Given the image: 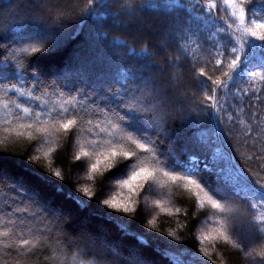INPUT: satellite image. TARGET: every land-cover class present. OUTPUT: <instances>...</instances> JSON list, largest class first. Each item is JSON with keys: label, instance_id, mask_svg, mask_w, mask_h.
Returning <instances> with one entry per match:
<instances>
[{"label": "trees", "instance_id": "1", "mask_svg": "<svg viewBox=\"0 0 264 264\" xmlns=\"http://www.w3.org/2000/svg\"><path fill=\"white\" fill-rule=\"evenodd\" d=\"M33 2L0 0L3 4L16 5L11 10L0 11V26L17 16L21 19L28 16L27 5ZM84 2L38 0L36 3L46 6L50 12L58 10L63 14V23L59 27L65 21H78L88 11H99L102 0H89L87 9L81 11ZM179 2L184 8L169 13L146 11L144 5L148 0H108L105 7L112 15L103 30L112 40L125 43L114 46L113 54L106 52L105 56L115 63L116 55L122 63L121 68L127 73L121 82L129 88L130 93L136 89L143 91L148 107L154 109L151 115H158L169 124L168 134L154 144L160 167L173 174L195 177L229 211L221 212L207 202L201 205L195 191L183 184H158L155 180L146 183L138 196L135 212L127 214L105 205L103 200L116 195L120 183L135 170V162H119L92 181L86 175L92 159L85 157L74 160L73 157L78 154L81 142L98 139L99 129L120 122L107 106L49 86L67 64L77 56L89 53L91 25L81 21L70 27L72 36L62 46L32 54L25 49L44 45L29 39L43 33L44 29L41 26L16 24L13 31L20 28L27 33L19 36L12 31L7 35L0 34V85H5L0 87V193L15 196V193L22 191L27 199L39 206L31 203L17 205L27 207L30 216L37 214L35 221H26L24 229L32 233L27 236L33 242L32 248L18 257L17 249L9 248L5 238L0 237V264H93V258L86 257L78 247L73 245L69 248V242L64 239V233L54 217L38 215L41 207L49 214L60 217L65 222L66 230L73 234L87 233L125 253L137 249L144 263L256 264L255 253L264 247V230L251 222L250 217H242L241 211L250 203L264 201V137L252 119L253 116L257 117L260 126L264 127V85H260L254 96L247 84L248 77L237 69L235 86L230 82L229 89L239 100L232 95L226 97L223 90H218L216 95L223 108H228V103L232 107L227 112L219 113L223 118L219 122L215 119V112L203 111L201 104L207 89L202 85L196 87V84L206 77L200 76L199 69L204 68L205 73L213 75V78L221 75L219 71H214L205 49L211 50L212 45L223 43L228 37L217 31L224 27L221 21L213 24L208 20L206 8L201 9L199 5L193 7L195 0ZM216 3L218 6L213 12L219 16L225 15L222 0H216ZM252 9L264 14V0H254ZM140 21L147 24L138 28L136 25ZM149 26L155 30L147 31L145 28ZM184 28L194 30L196 35L192 39L197 41L196 44L187 42L186 56L179 54L177 45L178 34ZM200 43L204 44L203 48L198 46ZM249 52L253 53H250L249 59L254 61L255 70L264 67V45L250 44ZM4 57L9 59L5 60ZM177 57L179 67L175 66ZM18 65L25 71L22 72ZM33 76L43 81L39 90L33 88L36 83ZM178 78L182 82L175 85L174 81ZM113 82L105 78L102 83ZM12 84L40 96L46 104L20 95L11 87ZM58 91H63V95L57 94ZM69 100L74 101V104L65 103L69 114L80 112V115L73 130L57 138L56 150L51 156L52 167L49 169L47 160L33 162L31 159L40 155L37 149L44 142L29 140L27 136L18 137L15 132L7 131L6 120L24 115L22 110H15L13 101L22 107L44 112L58 108L60 103ZM4 103L12 109L8 116H5ZM81 105L87 108L80 111ZM56 114L54 111L53 115ZM88 120L94 126L91 129ZM249 125L252 126L251 131ZM126 127L121 125L124 133L144 139L145 126L133 122ZM214 129L216 133L223 130L221 139L216 138ZM201 133L206 134V139H202ZM103 135L101 133V137ZM232 168L241 171L247 178L234 182L228 174ZM57 169L62 172L63 179L52 174ZM84 186L92 189V197L79 191ZM156 201H161L164 208L170 211H164L156 205ZM8 219L0 216V229H4L5 225L11 228ZM153 220L155 226L152 225ZM221 220L228 224L231 241L240 243L242 249L247 248L253 255H245L232 242L221 238L212 241L202 239V235L213 233ZM204 248L208 249L211 259L203 254Z\"/></svg>", "mask_w": 264, "mask_h": 264}, {"label": "snow or ice", "instance_id": "2", "mask_svg": "<svg viewBox=\"0 0 264 264\" xmlns=\"http://www.w3.org/2000/svg\"><path fill=\"white\" fill-rule=\"evenodd\" d=\"M107 3L108 0H102L99 11H88L78 21H65L64 25L58 27L46 23L42 18H37L33 14L34 10L47 11L58 18H63V14L58 10L54 13L50 12L46 6L42 7L34 0L32 5H27L30 14L23 19L17 16L6 21L0 26V34L7 35L9 31H12L19 36L27 33L20 28H16L13 31L12 29L16 24L41 26L44 32L37 33L29 40L38 41L44 47L33 45L30 49H25V51H30L32 54H37L41 51L49 50V47L62 46L64 41L72 36V32L69 30L70 27L80 24L81 21L90 23L89 40L91 43L89 53L77 56L73 62L67 64L49 86L63 89L74 97L78 95L86 98L94 104L98 103L107 106L120 122L118 124H109L108 128L99 129L97 131L98 139H86L81 142L78 154H74L73 157L74 160H80L85 157L92 159L90 170L86 173L87 178L92 181H95L98 175L111 170L119 162H135V170L128 179L120 183L116 195L103 200L105 205L119 212L133 213L137 210L138 196L146 183L155 180L158 184H183L185 187L195 191V195L200 199L201 205L207 202L221 212L229 211L228 207L214 199L195 177L173 174L160 167L154 144L159 143L168 134L169 124L166 121H162L158 115H151L154 109L148 107V101L143 91L136 89L130 93L129 88L121 82L123 76L127 73L121 68L122 63L116 55H114L116 58L115 63L111 61L110 57L105 56L106 52L113 54L114 46L125 43L122 40H112L109 34L103 30L112 15L105 7ZM222 3L225 12L223 16L216 15L213 12L218 6L216 0H195V4H193V7L199 5L201 9L206 8L208 20L213 24L217 20L221 21L224 27L218 28L217 31L225 33L228 37L227 41L212 45L211 50L205 49L210 57L209 62L214 65V71H219L221 75L213 78V75L205 73L204 68H200V76L206 77V79H201L196 84V87L202 85L207 89L204 93L205 99L201 104V109L205 112H215V119L218 122L223 119L219 113L221 111L227 112L232 105L225 100V103H228V108H223L220 99L216 95L217 91L223 90L226 97L232 95L234 99L239 100V97L235 96L229 89V83L232 82L233 86H235L234 75L240 67L249 45H264V14L257 13L252 9L254 0H222ZM15 7V3H0V11L11 10ZM183 8L184 5L180 4L179 0H148V3L144 5V9L149 12L171 13ZM194 35H196V32L191 28H184L178 34L177 45L180 55H187V42L197 43L196 40L192 39ZM198 46L203 48L204 44L200 43ZM134 54L132 53V55ZM4 59L8 60L9 57H4ZM175 66H180L179 57L175 61ZM17 67L22 72L25 71L23 67L19 65ZM247 77L249 90L255 96L260 89V85H264V67L249 71ZM105 78L115 82L102 83ZM33 80L36 81L33 88L39 90L43 81L37 76H33ZM4 86L0 85V87ZM11 87L30 100L39 101L42 105L46 104L45 101H41L40 96H35L32 92H25L20 88H16L14 84ZM57 94L62 96L63 91H58ZM257 98L259 99V97ZM131 101H134V103ZM65 103L74 104V101L69 100L60 103L58 108L54 107L40 112L22 107L21 104L13 101L15 110L17 112L22 110L24 115H18L14 120H6L8 124L7 131L15 132L18 137L27 136L29 140L44 142L37 149L40 155L33 156L31 159L33 162H39L41 159L47 160L49 169L52 167L51 156L56 150L57 138L63 133L72 131L74 126L77 125V116L80 115V112L69 114V109L65 107ZM218 105L221 106L218 107ZM3 108L6 110L5 116L12 112L7 103L3 104ZM86 108V105H81L80 111H84ZM180 110L183 111V108ZM54 111L57 113L56 115H53ZM42 116L46 118L42 119ZM146 116L148 117L147 119ZM252 119L253 123L257 125L261 136L264 137V127L260 126L261 122L255 116ZM133 122L145 126L144 139L124 133L121 125L126 127V125ZM87 124L90 129L94 127L91 120H88ZM248 127L249 131H251L252 126L249 125ZM214 132L216 138L218 140L221 139L223 130L221 129L220 133H216L214 129ZM101 133H104L102 137ZM201 136L202 139H206L205 133H201ZM152 137H155V139H152ZM205 166H207V163ZM52 174L63 179L62 172L58 169ZM228 174L234 182L247 178L241 171L234 168L229 169ZM79 191L88 197L93 195L92 189L88 186L82 187ZM26 203L39 206L36 202L27 199L22 191L15 193V196L0 193V216L9 217L8 224H11V228L5 225L4 229H0V237L5 238L9 248L17 249L16 255L18 257H22L25 250L32 248L33 242L27 238L32 233L24 231L27 226L26 221L32 222L37 219V214L28 215L27 207H17V205ZM155 203L163 208L164 211H170V209L164 208L161 201H156ZM176 211L178 212L179 209H176ZM45 214L46 218L54 217L57 220L60 230L64 233V239L69 242V248L75 245L86 257L93 258V264H104L109 259H115L117 264H143L138 252L130 251L125 253L121 249L109 245L105 240L87 233L73 234L66 230L65 222L60 217L49 214L41 207V213L38 215ZM241 215L242 217H250L251 222H254L258 228L264 230V201H259L255 204L250 203L246 208L242 209ZM11 217H15V219H11ZM152 225L155 226V220L152 221ZM213 233L202 235V239L212 241L214 238H221L232 242L234 247L243 250L245 253H249L247 248H241L240 243L231 241L228 234V224L224 220H221L219 226L213 229ZM169 235L175 234L169 233ZM203 254L208 259H211L207 248L203 249ZM256 264H264V257L256 256Z\"/></svg>", "mask_w": 264, "mask_h": 264}, {"label": "clouds", "instance_id": "3", "mask_svg": "<svg viewBox=\"0 0 264 264\" xmlns=\"http://www.w3.org/2000/svg\"><path fill=\"white\" fill-rule=\"evenodd\" d=\"M89 0H85L83 7L81 8V11H84L88 7ZM37 18H42L48 20L53 25H60L63 23V18H58L47 11H40L39 9L34 10L33 13ZM252 253H245V255H251ZM256 256L258 257H264V247H261L256 253ZM104 264H117V261L115 259H109L108 261L104 262Z\"/></svg>", "mask_w": 264, "mask_h": 264}, {"label": "rangeland", "instance_id": "4", "mask_svg": "<svg viewBox=\"0 0 264 264\" xmlns=\"http://www.w3.org/2000/svg\"><path fill=\"white\" fill-rule=\"evenodd\" d=\"M38 0H36V2H37ZM60 3H62V2H60ZM65 5V4H64ZM130 20V19H129ZM131 21L134 23L135 21L133 20V18H131ZM141 22V21H140ZM140 22H138L139 24H137L136 26L138 27V28H142L141 27V23ZM136 23V22H135ZM151 28V29H150ZM145 29H147V31H152L153 32V30H155V28H152V27H150L149 26V28H145ZM252 45V44H251ZM250 53H252V52H249V48H248V50H247V52H246V54H245V56H244V58H243V61H242V63H241V65H240V67L238 68V69H240V70H242V74L243 75H245V76H247V74H248V72L249 71H253V70H255V63H254V61L253 60H251V59H249L250 57H251V54ZM253 54V53H252ZM249 59V60H248ZM182 81H181V79H177L176 81H174V84L175 85H177V84H179V83H181ZM136 250V252H138L137 251V249H133V251H135ZM139 254V253H138ZM143 264H148V263H144V261H143Z\"/></svg>", "mask_w": 264, "mask_h": 264}, {"label": "bare ground", "instance_id": "5", "mask_svg": "<svg viewBox=\"0 0 264 264\" xmlns=\"http://www.w3.org/2000/svg\"><path fill=\"white\" fill-rule=\"evenodd\" d=\"M140 23H141V25H143V26H145V25L147 24V23L144 22V21H141Z\"/></svg>", "mask_w": 264, "mask_h": 264}]
</instances>
